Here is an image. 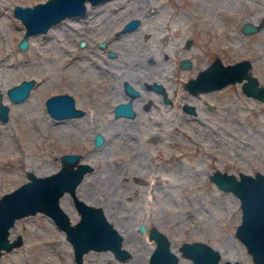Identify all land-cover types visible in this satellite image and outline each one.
I'll return each instance as SVG.
<instances>
[{
    "label": "rangeland",
    "instance_id": "rangeland-1",
    "mask_svg": "<svg viewBox=\"0 0 264 264\" xmlns=\"http://www.w3.org/2000/svg\"><path fill=\"white\" fill-rule=\"evenodd\" d=\"M36 1L0 0V101L8 105L0 117V194L26 180V169L47 173L59 167L62 152L80 151L93 165L83 180L99 181L92 195L86 182L77 185L78 195L91 203L99 198L95 204L112 213L133 251L120 259L109 248H90L83 264H145L155 245L147 233L152 224L169 235L180 264L192 261L180 242L193 239L218 248L222 260L256 264L235 235L239 197L209 173L263 167L264 100L247 94L239 80L197 92L184 82L217 55L224 62L250 58L251 72L264 82V0L87 1L84 13L29 34L20 47L25 25L13 7ZM248 20L261 24L247 32ZM183 57L191 62L182 65ZM29 77L30 93L12 99L7 88ZM58 91L71 92L83 112L52 116L45 98ZM129 99L135 113L116 115L114 105ZM107 163L121 175L112 196L103 184ZM62 202L79 216L69 192ZM19 233L22 242L4 251L0 264H78L64 230L45 212L17 217L9 236Z\"/></svg>",
    "mask_w": 264,
    "mask_h": 264
},
{
    "label": "water",
    "instance_id": "water-1",
    "mask_svg": "<svg viewBox=\"0 0 264 264\" xmlns=\"http://www.w3.org/2000/svg\"><path fill=\"white\" fill-rule=\"evenodd\" d=\"M87 1L91 3L100 0H38L32 4L16 3L14 13L25 25L20 37V47L28 45V36L38 31H46L52 24L66 15L82 14L86 11ZM134 18L125 23L124 29L137 23ZM261 23L245 21L243 30L250 32L257 29ZM190 59L183 57L182 65H188ZM251 60L248 57L224 62L220 56H215L205 67L200 68L195 76L185 80L184 85L192 92L220 87L228 82L241 81L242 89L253 96L264 99V85L259 83L257 76L251 72ZM35 82L34 77L22 78L11 84L7 92L12 99H21L30 93ZM163 91L160 82L150 84ZM126 90L131 95L138 89L129 82ZM165 98L168 97L165 95ZM49 113L62 118L81 114L83 108L76 106L74 96L69 91H58L45 98ZM184 107L194 111V105L185 103ZM8 105L0 101V117L6 118ZM116 115H133L135 109L131 100L118 101L114 105ZM102 135L97 133L96 141L100 143ZM93 167L92 163L82 160L80 151H64L60 154V165L47 173H36L26 169L27 179L13 188L0 194V255L22 242V235L10 237V227L17 217L43 211L48 214L57 226L64 230L70 241L73 255L78 264H83V253L90 249L109 248L114 255L124 259L129 250L122 246V233L107 219L104 208L100 204L86 201L76 192L78 182L84 174ZM220 188L231 190L240 201L241 219L235 227V235L245 244L256 264H264V172L238 173L220 167L213 168L209 173ZM69 192L79 216L72 221L69 212L60 203L64 192ZM146 225L140 223L139 229ZM149 237L155 240L149 258L145 264H180L178 253L171 247L169 235L155 224L147 228ZM181 252L191 258L186 264H241L238 259L222 260L221 252L209 242L201 239L183 240L179 244Z\"/></svg>",
    "mask_w": 264,
    "mask_h": 264
},
{
    "label": "bare ground",
    "instance_id": "bare-ground-1",
    "mask_svg": "<svg viewBox=\"0 0 264 264\" xmlns=\"http://www.w3.org/2000/svg\"><path fill=\"white\" fill-rule=\"evenodd\" d=\"M1 2H3V1H1ZM194 2V1H193ZM196 2V1H195ZM0 4H2V3H0ZM2 13H0V17H2V18H4L5 17V15L4 14H2ZM213 17V16H212ZM21 25H23V22L22 21H20L19 22ZM64 23V22H63ZM19 24V25H20ZM16 28V27H15ZM52 30V29H51ZM34 34V33H33ZM142 61V60H141ZM139 62V61H138ZM155 62H156V60H155ZM10 64V63H9ZM137 64V63H136ZM145 64V63H144ZM13 65V64H12ZM140 65V64H139ZM9 66V65H8ZM154 66V65H153ZM16 67V66H15ZM137 73V72H136ZM139 74V73H138ZM129 75V74H128ZM135 75V74H134ZM136 76V75H135ZM130 78L132 79V80H134V79H136V77H131L130 76ZM140 79V78H139ZM147 93V92H146ZM145 95V94H144ZM147 97V96H146ZM150 97V96H149ZM153 101V100H152ZM134 102V101H133ZM135 103V102H134ZM133 103V106L135 107V104ZM136 108V107H135ZM127 119V118H126ZM125 122H127V121H125ZM115 131V130H114ZM117 132V131H116ZM112 135V134H111ZM106 166H108L109 167V169H110V172H109V174H108V176H107V178L108 179H106V181L103 183L104 184V186H105V190H106V193H108V195L109 196H112L113 195V190L115 189V187H116V181L118 180V178L120 177V179H121V175L119 174V172H118V166L116 165V164H112V163H107V165ZM124 175V174H123ZM138 176V175H137ZM141 176V175H140ZM95 177V176H94ZM132 177V176H131ZM136 177V176H135ZM106 178V177H105ZM82 180H83V178H82ZM82 180H80L78 183L79 184H77L78 186L80 185V184H82V183H84V182H86L85 184V187H86V190L88 191V193L89 194H94L95 192H97V190H96V185H98V179L97 180H95L94 178L93 179H90V180H86V179H84L83 181ZM137 181V180H136ZM80 187V186H79ZM76 188H77V186H76ZM134 188V187H133ZM76 192L78 193V190H76ZM116 197V196H115ZM63 200V199H62ZM116 200V199H115ZM64 202V201H63ZM62 202V206L69 212V214H70V217H71V219H72V221H74V220H76L77 218H78V215H76V214H74V213H72V209L66 204V203H63ZM92 202H94V203H99V198L98 197H96V199L95 200H93ZM104 208V207H103ZM104 212H105V215H106V217H107V219H109L110 221H112V223L117 227V229L122 233V245H124L125 247H127L128 248V250L131 252V254H132V246L128 243V241L126 240V237H125V233L123 232V230H122V228H119L118 227V225L116 224V222H115V220H113L114 218H113V215H112V213L109 211V210H107L106 208L104 209ZM117 220V219H116ZM136 249V248H135ZM139 255V254H138ZM133 258L135 259V258H137V257H135V255L133 256ZM139 258H141V257H139ZM137 260V259H136ZM134 261V260H133ZM139 261V260H138Z\"/></svg>",
    "mask_w": 264,
    "mask_h": 264
},
{
    "label": "flooded vegetation",
    "instance_id": "flooded-vegetation-1",
    "mask_svg": "<svg viewBox=\"0 0 264 264\" xmlns=\"http://www.w3.org/2000/svg\"><path fill=\"white\" fill-rule=\"evenodd\" d=\"M188 42H189V40L187 41V44H188ZM189 59H190V57H188ZM190 62H191V59H190ZM203 68V67H202ZM256 75V74H255ZM257 76V75H256ZM258 78V77H257ZM258 81H259V83H261V84H263L264 85V82H262L259 78H258ZM131 94V93H130ZM137 94V93H136ZM136 94H134V95H136ZM134 95H132V96H134ZM253 96V95H252ZM254 97H256V96H254ZM256 98H258V97H256ZM258 99H260V98H258ZM260 100H264V99H260ZM264 110V109H263ZM119 115H125V114H119ZM264 152L263 151H261L260 152V154L263 156L262 158H263V161H264V154H263ZM262 171V172H264V165H263V167H258L257 169H255V170H253L252 172H255V171ZM248 172H251V171H249L248 170Z\"/></svg>",
    "mask_w": 264,
    "mask_h": 264
}]
</instances>
